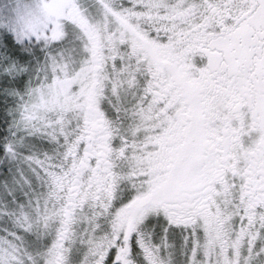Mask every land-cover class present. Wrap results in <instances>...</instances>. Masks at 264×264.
<instances>
[{"label": "snow or ice", "instance_id": "1", "mask_svg": "<svg viewBox=\"0 0 264 264\" xmlns=\"http://www.w3.org/2000/svg\"><path fill=\"white\" fill-rule=\"evenodd\" d=\"M0 264H264V0H0Z\"/></svg>", "mask_w": 264, "mask_h": 264}]
</instances>
